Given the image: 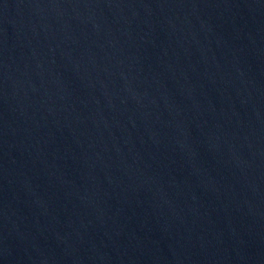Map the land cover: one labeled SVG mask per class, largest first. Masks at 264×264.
<instances>
[{
	"label": "water",
	"instance_id": "95a60500",
	"mask_svg": "<svg viewBox=\"0 0 264 264\" xmlns=\"http://www.w3.org/2000/svg\"><path fill=\"white\" fill-rule=\"evenodd\" d=\"M0 264H264V0H0Z\"/></svg>",
	"mask_w": 264,
	"mask_h": 264
}]
</instances>
